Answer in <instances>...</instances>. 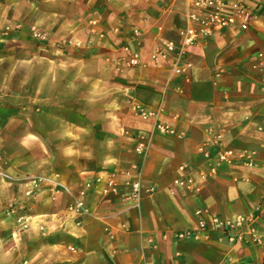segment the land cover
<instances>
[{"label": "crops", "instance_id": "obj_1", "mask_svg": "<svg viewBox=\"0 0 264 264\" xmlns=\"http://www.w3.org/2000/svg\"><path fill=\"white\" fill-rule=\"evenodd\" d=\"M78 5L88 7L79 20L66 8ZM246 6L248 28L235 23L201 37L181 58L190 64L185 76H176L152 54L163 40L178 41L188 11H197L185 0H0V27L39 24L78 45L52 63L32 51L18 59L8 42L22 31L0 40V151L10 161L0 160V264H260L262 250L251 242L231 244L214 230L176 236L196 228L197 211L233 219L264 195V0ZM127 47L139 54L135 66ZM134 102L159 105L158 120L174 133L135 115ZM23 105L42 119L43 134L46 119H72V163L43 152L48 141L30 137L29 127L26 140L14 136L7 121ZM140 142L148 144L144 155ZM223 149L249 153L252 164L218 162ZM181 166L192 176L188 186L173 183ZM135 167L138 200L102 193L109 176L129 192L124 182ZM35 177L47 180L28 196ZM12 203L20 208L8 213ZM19 215L28 217L25 227ZM256 226L264 248V216Z\"/></svg>", "mask_w": 264, "mask_h": 264}, {"label": "built area", "instance_id": "obj_2", "mask_svg": "<svg viewBox=\"0 0 264 264\" xmlns=\"http://www.w3.org/2000/svg\"><path fill=\"white\" fill-rule=\"evenodd\" d=\"M192 4L197 11L189 12L186 15L185 26L179 29V40H163L161 45L158 46L155 52L152 54L153 61L155 63L159 61H170V70L173 75L185 76L187 70L190 67L188 62H181L182 56L186 52V48L195 44L201 37L211 35L214 31L222 30L225 27L237 23L239 28H248V22L252 13L247 9V0H185ZM225 7H230L229 13L224 12ZM127 51V64L128 66H135L139 63V54L137 51H131L128 47ZM132 109L135 115L142 119H152L153 128L159 132L173 134L174 130L171 126L161 123L158 120L161 107L158 105L156 108H149L139 102L132 104ZM147 143L140 142L137 145L139 153L144 155L147 151ZM205 155L209 156V152L205 150ZM217 160L233 163L241 161L246 164H252L250 154L247 152L233 153L229 149H223L218 151ZM0 160H4V156L0 151ZM135 176L131 179H127L124 182L129 188V192L121 191V184L117 181L115 176H109L106 179L105 185L102 189L103 194H115L124 199L138 200L142 196V187L139 182V169L135 167ZM182 174L173 180L175 185L188 186L192 183V176L189 170H186L185 166H181ZM47 178L35 177L31 180L32 188L28 190L27 195L33 196L42 183L46 182ZM86 186H90V182L86 183ZM54 189H59L61 185L53 184ZM146 190H152L147 189ZM76 207H81V202L75 201ZM20 205L12 203L7 209L8 213H14L18 210ZM202 211H197V226L192 230L178 231L176 236L179 238H185L189 236L197 235L201 233L207 235L210 230L218 232L219 238H225L231 244H237L242 242H251L259 247L261 251L260 264H264V248L263 239L257 231V221L264 216V195L254 205L251 211L242 214L233 219L222 218L217 214H212L207 219ZM28 217L26 215H19L16 221L19 226L25 227L27 225ZM219 264H230L228 259H224Z\"/></svg>", "mask_w": 264, "mask_h": 264}, {"label": "rangeland", "instance_id": "obj_3", "mask_svg": "<svg viewBox=\"0 0 264 264\" xmlns=\"http://www.w3.org/2000/svg\"><path fill=\"white\" fill-rule=\"evenodd\" d=\"M104 2V0H103ZM67 12L71 13L73 17L77 20L81 18V16L88 9L85 5H78L74 7H66ZM100 9V6H99ZM99 11V10H98ZM99 18H96L92 21V25L99 24ZM22 31L25 33V37L19 38L13 41V43L8 42V46L10 44H16L17 46V54L18 59L25 60L26 55L32 51L34 59H43L47 62H56L62 60V58H67L70 53L72 55L77 54V42H73L70 39H57L53 38L50 34V31L43 28L39 24H31L29 26H25L24 23H13L7 24L0 27V40H5L11 38V36H17L18 33ZM20 61V60H19ZM25 69L23 67L18 70V77H22L24 75ZM63 76V74L59 75ZM66 76V75H65ZM68 76V75H67ZM0 105H3L1 103ZM4 106V105H3ZM6 108V106H4ZM26 105L22 107H18L17 115L15 118L9 119L7 121L8 127L14 132V136L26 140L28 134L24 133L26 128L29 127L32 130V134L30 137H34L39 140H47L49 143V148L44 150L43 152L49 153V155L57 158L59 161H68L72 163L69 158H77V134L68 131L66 128L70 125L72 119H56L50 118L46 119L49 124V128L47 130H43L45 133H42V119L40 117H36L31 113V111L25 109ZM20 110V111H19ZM35 111V109H34ZM7 114L13 113L12 110L7 109ZM60 131V134L53 133ZM66 131L65 134L61 132ZM59 135V138L57 137ZM64 135V138H63ZM58 140L63 139V143L60 147H57V138ZM76 140V141H75ZM46 141V142H47ZM75 141V143H74ZM35 152H37L35 150ZM4 156V163H9V157L1 151Z\"/></svg>", "mask_w": 264, "mask_h": 264}]
</instances>
